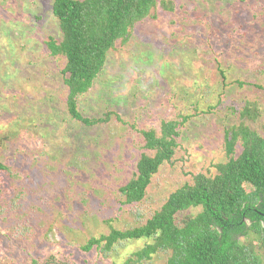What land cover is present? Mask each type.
Segmentation results:
<instances>
[{"label":"rangeland","instance_id":"obj_1","mask_svg":"<svg viewBox=\"0 0 264 264\" xmlns=\"http://www.w3.org/2000/svg\"><path fill=\"white\" fill-rule=\"evenodd\" d=\"M133 28L130 44L107 55L93 88L79 100L87 127L67 114V92L43 41L60 37L52 0H0V264L54 256L61 264H123L143 242L108 254L81 249L91 237L145 221L165 198L222 161L231 108L257 100L264 111V0H174ZM224 69L226 87L217 67ZM251 83L240 88L235 81ZM179 133L183 150L163 163L142 202L122 205L118 188L135 171L140 130L192 113ZM264 115L251 128L264 136ZM134 127V128H132ZM147 152L146 150H143ZM190 208L179 221L198 213ZM140 215L138 218L137 216ZM137 221V222H136ZM157 254L150 264H164Z\"/></svg>","mask_w":264,"mask_h":264},{"label":"trees","instance_id":"obj_2","mask_svg":"<svg viewBox=\"0 0 264 264\" xmlns=\"http://www.w3.org/2000/svg\"><path fill=\"white\" fill-rule=\"evenodd\" d=\"M175 4L174 0H52L60 37L49 36L43 43L48 56L60 62L58 72L67 92L64 104L73 121L87 127L112 118L124 122L114 111L86 117L78 108L79 100L93 88L108 53L116 50V42L127 46L137 23L155 18L153 11L158 7L173 13ZM217 72L225 88L224 69L218 66ZM234 83L240 88L258 87L238 80ZM193 107L192 113L160 121L157 129L140 130L143 144L135 171L118 188L122 205L142 202L160 166L174 163V155L183 150L179 131L196 116L198 107L195 103ZM230 111L237 123L223 129L224 159L211 164L212 173L191 174L190 181L171 192L140 224L117 230L105 221L108 234L91 237L81 249L108 254L117 245L144 241L128 252L123 264H150L157 254L165 256L164 264H264V136L250 126L264 111L257 100H246L239 109ZM261 128L264 131V124ZM6 170L0 163V171ZM190 208L199 211L176 220L178 213ZM56 259H32L30 264H61Z\"/></svg>","mask_w":264,"mask_h":264}]
</instances>
